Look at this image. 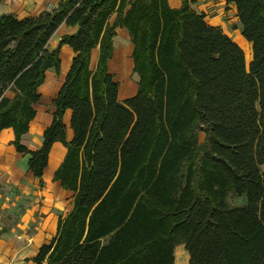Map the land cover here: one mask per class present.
<instances>
[{"label": "trees", "instance_id": "16d2710c", "mask_svg": "<svg viewBox=\"0 0 264 264\" xmlns=\"http://www.w3.org/2000/svg\"><path fill=\"white\" fill-rule=\"evenodd\" d=\"M226 3L250 44L247 66L188 0H60L33 16L0 15V130L12 128L39 186L60 142L52 179L73 192L37 264H173L178 244L188 264H264V0ZM62 23L75 31L48 49ZM117 27L128 31L137 74L122 100L107 67ZM63 45L73 55L52 120L28 148L21 136Z\"/></svg>", "mask_w": 264, "mask_h": 264}, {"label": "crops", "instance_id": "0c3cea01", "mask_svg": "<svg viewBox=\"0 0 264 264\" xmlns=\"http://www.w3.org/2000/svg\"><path fill=\"white\" fill-rule=\"evenodd\" d=\"M60 0H0V15L12 14L17 18L37 15L50 10ZM190 8L196 13H202L204 20L227 32V25L237 20L235 8L226 0H188ZM170 7L177 8L181 0H167ZM112 16V17H111ZM109 18L113 20L114 14ZM112 19V20H111ZM231 20V21H230ZM240 27V23H237ZM75 26L60 24L47 42V48L53 49L63 34L75 31ZM121 33V54H131L132 44L128 31L117 27L113 37ZM126 43V44H125ZM60 51L68 54L63 67L60 58L58 73L47 69L42 84L38 87L40 98L35 104V115L28 124V130L21 136L20 142L28 148H36L41 142V133L52 120L51 100L57 93L63 78L70 66L73 55L67 45ZM114 54V47H113ZM60 57V52H59ZM70 111L66 110L63 122L69 125ZM70 133L67 130V137ZM14 134L10 127L0 130V264H37L32 257L44 242L51 239L56 232L59 214H65L72 205L73 192L63 189L59 181L52 179L55 169L65 154V147L58 141L50 147L47 163L42 173L43 185H38V179L27 170V154L16 151L13 144ZM41 264H47L42 262ZM188 264V254L183 244L174 248V263Z\"/></svg>", "mask_w": 264, "mask_h": 264}, {"label": "rangeland", "instance_id": "374dc122", "mask_svg": "<svg viewBox=\"0 0 264 264\" xmlns=\"http://www.w3.org/2000/svg\"><path fill=\"white\" fill-rule=\"evenodd\" d=\"M112 17V16H111ZM112 20V19H111ZM231 21V20H230ZM238 21L233 20L227 25V32L230 35L229 37L242 49L243 54L245 55V64L247 66L250 57H251V48L248 41L241 35V28L237 26ZM120 30H118V34L114 41V54L108 60L107 67L108 71L114 75V78L118 82V98L120 100L133 95L137 88V74L132 72V58L131 54L128 53L127 55L121 54L120 52V44L122 45ZM238 38V39H237ZM245 44V45H243ZM127 43V44H126ZM126 45L131 44L128 40L126 41ZM243 46H242V45ZM247 46V47H246ZM245 49V51H244ZM249 53V54H248ZM97 57V47H94L90 52V67L93 68L96 63ZM60 58L62 61V65L64 67L68 54L66 52L60 51ZM67 130L70 133L69 127L67 126ZM261 171H264V165L260 166ZM230 203H243L244 197L238 198H229Z\"/></svg>", "mask_w": 264, "mask_h": 264}, {"label": "bare ground", "instance_id": "6f19581e", "mask_svg": "<svg viewBox=\"0 0 264 264\" xmlns=\"http://www.w3.org/2000/svg\"><path fill=\"white\" fill-rule=\"evenodd\" d=\"M237 39H238V38H237ZM241 43H242V42H241ZM242 44H243V43H242ZM242 44H241V45H242ZM243 45H245V44H243ZM243 45H242V46H243ZM246 47H247V46H246ZM241 48H242V47H241ZM244 51H245V49H244ZM248 54H249V53H248ZM244 56H245V55H244Z\"/></svg>", "mask_w": 264, "mask_h": 264}]
</instances>
